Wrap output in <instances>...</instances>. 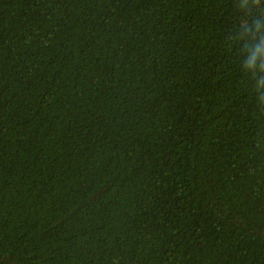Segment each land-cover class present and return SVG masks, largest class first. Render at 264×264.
Masks as SVG:
<instances>
[{
  "label": "trees",
  "instance_id": "1",
  "mask_svg": "<svg viewBox=\"0 0 264 264\" xmlns=\"http://www.w3.org/2000/svg\"><path fill=\"white\" fill-rule=\"evenodd\" d=\"M260 20L264 0H0V264H264Z\"/></svg>",
  "mask_w": 264,
  "mask_h": 264
},
{
  "label": "clouds",
  "instance_id": "2",
  "mask_svg": "<svg viewBox=\"0 0 264 264\" xmlns=\"http://www.w3.org/2000/svg\"><path fill=\"white\" fill-rule=\"evenodd\" d=\"M255 5H248L254 7ZM255 32L264 31V20L257 21L253 25ZM243 67L245 71H250L253 74L256 72H264V37L255 41L253 45L248 48V54L244 61ZM259 86L264 87V78L259 81Z\"/></svg>",
  "mask_w": 264,
  "mask_h": 264
}]
</instances>
